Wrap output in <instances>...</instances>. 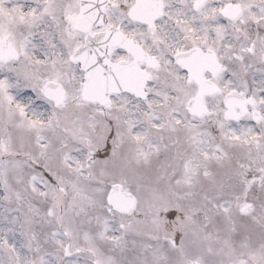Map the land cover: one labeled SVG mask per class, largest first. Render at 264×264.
<instances>
[{
  "label": "snow or ice",
  "instance_id": "obj_1",
  "mask_svg": "<svg viewBox=\"0 0 264 264\" xmlns=\"http://www.w3.org/2000/svg\"><path fill=\"white\" fill-rule=\"evenodd\" d=\"M0 264H264V0H0Z\"/></svg>",
  "mask_w": 264,
  "mask_h": 264
}]
</instances>
